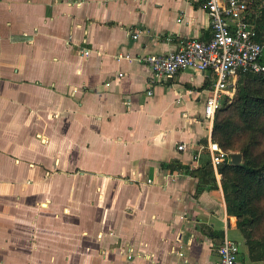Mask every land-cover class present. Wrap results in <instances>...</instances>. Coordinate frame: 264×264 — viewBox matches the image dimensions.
<instances>
[{
    "label": "crops",
    "instance_id": "obj_1",
    "mask_svg": "<svg viewBox=\"0 0 264 264\" xmlns=\"http://www.w3.org/2000/svg\"><path fill=\"white\" fill-rule=\"evenodd\" d=\"M211 37L204 0H0V264H218L226 235L259 264L206 166L214 76L141 60Z\"/></svg>",
    "mask_w": 264,
    "mask_h": 264
},
{
    "label": "built area",
    "instance_id": "obj_2",
    "mask_svg": "<svg viewBox=\"0 0 264 264\" xmlns=\"http://www.w3.org/2000/svg\"><path fill=\"white\" fill-rule=\"evenodd\" d=\"M204 2L211 19L212 37L209 41L188 39L177 52L148 55L141 60L151 69L156 82L172 79L186 71L211 73L215 82L204 112L205 117L213 122L222 107V98L235 87L233 79L246 72H264V45L258 41V22L264 5L262 0ZM178 21L181 23L183 19ZM137 38L135 35L134 39ZM88 54L87 50L83 51V55ZM207 149L212 167L218 170L229 154L213 142ZM179 150H184V146L181 145ZM240 254L239 243L226 235L218 247V264H240Z\"/></svg>",
    "mask_w": 264,
    "mask_h": 264
},
{
    "label": "trees",
    "instance_id": "obj_3",
    "mask_svg": "<svg viewBox=\"0 0 264 264\" xmlns=\"http://www.w3.org/2000/svg\"><path fill=\"white\" fill-rule=\"evenodd\" d=\"M258 32L264 43V21L258 22ZM221 104L212 141L229 154L218 168L228 215L237 219L247 260L264 263V72L242 73L236 96L223 97ZM233 153L242 155L241 164H230ZM206 166L213 170L210 161Z\"/></svg>",
    "mask_w": 264,
    "mask_h": 264
},
{
    "label": "water",
    "instance_id": "obj_4",
    "mask_svg": "<svg viewBox=\"0 0 264 264\" xmlns=\"http://www.w3.org/2000/svg\"><path fill=\"white\" fill-rule=\"evenodd\" d=\"M242 155L239 153H233L230 155V164L231 165H239L242 163Z\"/></svg>",
    "mask_w": 264,
    "mask_h": 264
},
{
    "label": "rangeland",
    "instance_id": "obj_5",
    "mask_svg": "<svg viewBox=\"0 0 264 264\" xmlns=\"http://www.w3.org/2000/svg\"><path fill=\"white\" fill-rule=\"evenodd\" d=\"M264 13V12H263ZM260 21H264V14H262V18H261V20ZM263 45H264V43H262ZM264 59V58H263ZM262 59V60H263ZM241 249V248H240ZM259 264H264V263H259Z\"/></svg>",
    "mask_w": 264,
    "mask_h": 264
}]
</instances>
